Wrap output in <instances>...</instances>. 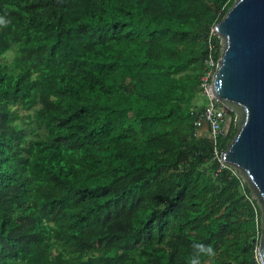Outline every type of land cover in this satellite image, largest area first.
<instances>
[{
	"label": "trees",
	"instance_id": "16d2710c",
	"mask_svg": "<svg viewBox=\"0 0 264 264\" xmlns=\"http://www.w3.org/2000/svg\"><path fill=\"white\" fill-rule=\"evenodd\" d=\"M233 3L0 0V264H256L235 114L195 123Z\"/></svg>",
	"mask_w": 264,
	"mask_h": 264
},
{
	"label": "water",
	"instance_id": "95a60500",
	"mask_svg": "<svg viewBox=\"0 0 264 264\" xmlns=\"http://www.w3.org/2000/svg\"><path fill=\"white\" fill-rule=\"evenodd\" d=\"M216 31L222 50L212 90L237 124L220 158L237 170L259 206L264 264V0H234Z\"/></svg>",
	"mask_w": 264,
	"mask_h": 264
},
{
	"label": "built area",
	"instance_id": "2783aa9c",
	"mask_svg": "<svg viewBox=\"0 0 264 264\" xmlns=\"http://www.w3.org/2000/svg\"><path fill=\"white\" fill-rule=\"evenodd\" d=\"M212 35L219 36L216 31V24L212 25L210 29V36ZM212 51H213V45L212 43H209V53L205 59V63L207 67L204 74L201 76V82H200V89H201V94L204 97V103L202 105V110L197 115V119L195 120V123L196 125L199 126L201 125L202 122H206L209 127L211 138L215 142L216 138L222 133L224 128L226 108L218 101L212 90L213 80L216 69L218 67V60L220 58L219 56V58L216 59ZM215 153L218 154L217 150H215ZM222 165L225 166L228 164L222 162ZM243 193L245 197L253 204L254 212L256 214V221L258 222V217H257L258 208L256 207L253 201V199L255 198L245 191ZM256 231H257L256 232L257 236H256V246L254 247V258L256 264H262L259 256V239L262 233V228L261 229L257 228Z\"/></svg>",
	"mask_w": 264,
	"mask_h": 264
},
{
	"label": "clouds",
	"instance_id": "9594fccd",
	"mask_svg": "<svg viewBox=\"0 0 264 264\" xmlns=\"http://www.w3.org/2000/svg\"><path fill=\"white\" fill-rule=\"evenodd\" d=\"M7 21L0 17V25L6 26ZM193 253L189 259L188 264H201V257L208 256V257H215L216 252L212 245L204 244V243H195L193 244Z\"/></svg>",
	"mask_w": 264,
	"mask_h": 264
},
{
	"label": "rangeland",
	"instance_id": "374dc122",
	"mask_svg": "<svg viewBox=\"0 0 264 264\" xmlns=\"http://www.w3.org/2000/svg\"><path fill=\"white\" fill-rule=\"evenodd\" d=\"M12 56H13V53L8 52L5 56L0 57V59H1V61L10 62L13 58ZM25 129H26V127H25Z\"/></svg>",
	"mask_w": 264,
	"mask_h": 264
},
{
	"label": "crops",
	"instance_id": "0c3cea01",
	"mask_svg": "<svg viewBox=\"0 0 264 264\" xmlns=\"http://www.w3.org/2000/svg\"><path fill=\"white\" fill-rule=\"evenodd\" d=\"M205 127V126H204Z\"/></svg>",
	"mask_w": 264,
	"mask_h": 264
}]
</instances>
